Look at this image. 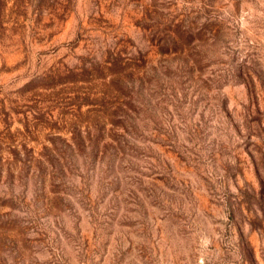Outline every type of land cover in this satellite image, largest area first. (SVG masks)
<instances>
[{
    "label": "rangeland",
    "instance_id": "rangeland-1",
    "mask_svg": "<svg viewBox=\"0 0 264 264\" xmlns=\"http://www.w3.org/2000/svg\"><path fill=\"white\" fill-rule=\"evenodd\" d=\"M0 264H264V0H0Z\"/></svg>",
    "mask_w": 264,
    "mask_h": 264
}]
</instances>
